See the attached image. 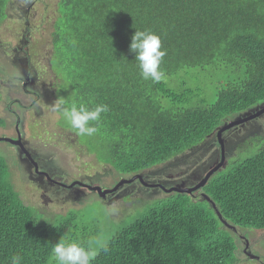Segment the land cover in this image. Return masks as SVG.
Here are the masks:
<instances>
[{
  "label": "trees",
  "instance_id": "16d2710c",
  "mask_svg": "<svg viewBox=\"0 0 264 264\" xmlns=\"http://www.w3.org/2000/svg\"><path fill=\"white\" fill-rule=\"evenodd\" d=\"M8 1L0 0V25L7 18ZM136 30H149L162 40L167 54L160 65V82L140 74L130 50ZM52 44L55 97L66 99L69 106L84 103L91 110L103 104L109 109L99 121L89 122L97 132L83 136L80 144L129 177L171 160L174 169L186 175L203 153L212 164L221 158L216 129L231 115L238 119L264 102V0H58ZM35 107L29 106L32 116ZM57 111L62 123L71 127ZM241 125L223 131L225 143L227 133ZM260 132L245 135L249 137L240 147L247 155L204 187L234 234L239 228L264 229ZM210 138L216 146L210 147ZM180 162L186 163L184 169L175 167ZM9 165L0 155V264H11L14 255L21 258L20 264H55L52 246L61 236L68 234L85 247L98 237L96 231L78 226L77 209L48 217L26 204L15 189ZM196 182L193 178L179 186ZM137 184L144 186L138 180L132 183ZM141 204L134 202L121 217L110 214L108 230L114 234L95 249L91 264L238 260L236 242L208 200L163 190L157 199ZM139 209V217L121 224Z\"/></svg>",
  "mask_w": 264,
  "mask_h": 264
},
{
  "label": "rangeland",
  "instance_id": "374dc122",
  "mask_svg": "<svg viewBox=\"0 0 264 264\" xmlns=\"http://www.w3.org/2000/svg\"><path fill=\"white\" fill-rule=\"evenodd\" d=\"M57 3L58 0L8 1L7 18L0 25V85L2 92V95L0 92V117L7 122L9 115L5 111L4 104L6 103V110L12 109L15 111L13 112L14 116L21 120L13 121V118L9 116L8 126H0V136L14 137L17 123V129L30 148L33 158L38 162L39 167L50 176L61 180L66 185L80 181L84 183L98 182L97 184L103 187L112 186L116 181L124 177L128 178L131 174L119 173L108 164L100 162L93 154L86 151V147L78 144L75 134H67L65 125L59 123V117L55 112L57 109L54 106L56 102L54 96H48V99L42 95L35 97L34 92L49 86L56 80L55 74H52L47 80L44 79V75L48 72L47 58L53 52L52 26L57 17ZM20 47L32 53L33 62L39 68L38 73L41 75L38 76V84L27 83L25 86L23 84L22 74L27 63L23 60ZM12 84L16 87L14 86L8 92L4 91V87ZM209 92L210 94L214 93L213 89ZM214 99L215 96H212L209 102ZM42 101H46V103L42 104ZM30 104L36 106L33 109V116L29 114ZM47 105H50L53 111L49 108L46 109ZM263 106L264 102L248 109L238 119L242 115L256 112ZM233 118L235 116L231 115L228 121H233ZM37 121L38 123H36ZM256 130H260V134L264 135V113L245 122L241 128H232L227 133L225 148L230 163L247 155L244 147L240 146L249 137H245V135ZM207 143H212L210 147L216 146L212 138ZM238 147H240L239 150ZM17 151H19L17 146L0 141V155L6 158L8 165L10 164L15 189L24 202L35 209L42 210L48 217H52V214L54 216L66 214L69 210L77 209L76 211L81 215V220L77 222L78 226L98 233V237L93 241V248L97 250L106 244L109 237L114 234L113 229L108 230L110 214L116 213L114 215L121 217L122 214H125L126 208H129L128 211L132 210L134 202L139 201L142 206L149 199L154 200L160 197L161 191L164 190L162 187L147 188L141 184L123 189L127 186L126 184L118 191L119 197L108 200V198H100L96 191H89L81 185L66 187L49 184L40 179V182L50 189L52 195L37 178L24 172V169H31L29 162L24 159L27 155L23 158V152L17 154ZM197 161V165L189 174L182 175L178 169H174L171 160L158 168L155 167L158 170L145 172V179L148 182L161 183L167 188L182 185L212 165L211 158H207L205 153ZM177 166L184 169L186 163L180 162L175 167ZM163 168L164 170H159ZM97 173H100V176L95 178ZM7 177L9 178L8 173ZM202 191L197 192L195 199H201ZM140 214V209L132 212L121 224L136 219ZM228 229L238 247L236 252L238 260L235 264H264V229H237L236 232L239 235L248 239L245 243L235 236L231 228ZM247 243L249 250L257 255L256 257L249 259L244 253ZM257 257L263 261H259L256 259Z\"/></svg>",
  "mask_w": 264,
  "mask_h": 264
},
{
  "label": "clouds",
  "instance_id": "9594fccd",
  "mask_svg": "<svg viewBox=\"0 0 264 264\" xmlns=\"http://www.w3.org/2000/svg\"><path fill=\"white\" fill-rule=\"evenodd\" d=\"M130 50L133 53H135V60H137L139 62L140 74H141L143 79H145V80L151 79V80H153L155 82H160L164 78V73L161 70L160 65L162 63V60H163L164 56L167 53H166V50H162V40H161L159 35L155 34L154 32H151L149 30H145V31L136 30L134 35L132 36V42L130 44ZM13 87L14 86L11 85V88H13ZM4 91H7L6 87H4ZM0 92H1V85H0ZM1 95H2V92H1ZM2 100H3V96H2ZM6 105L7 104L5 103L4 106H5V111L7 112V115L12 117L13 121L16 120L17 122H19L21 119L17 118L16 116H14L13 112H15V111H13L12 109L6 110L7 109ZM54 106H55V109L61 111L65 121H67L68 124H70L71 127H69V126H67V125L62 123L61 115L56 110L55 112H56V114L59 117V123L65 125L67 134H75V138L77 139V142H78L79 145H81L80 144L81 143L80 140L83 139V136H92V135H94L97 132V128L94 127V126H90L89 122L90 121H99L101 119V113H106L109 110L108 106L107 105H103V104L96 105L91 110L84 103H80L79 105H77L75 102H73L69 106L68 105V101L66 99L59 98V97L57 98ZM9 116H8L7 122L3 119L5 124L4 125H0V126H8L9 121H10V117ZM243 116H245V115H242L240 118H242ZM233 120H235V119L233 118ZM230 122L231 121H229L228 123H230ZM36 123H38V121ZM225 124L226 123L224 121L221 124V126L218 129H216L217 139H218V130L222 126H224ZM14 131H16V135L14 137H1L0 136V138L2 139L0 141H6V142H9V143L17 146L18 149H19V151H17V154L19 152H23V155H22L23 158L27 155V157H25L24 159H29V160L33 161L35 169L40 174L45 175L46 178L49 181L53 182L52 184H56V185H60V186H66V187H71V185L74 183V185H76V184L77 185H81V186L85 187L87 190H92V189L89 188V186H99L103 190H105V189L114 188L123 179L127 180V179L133 178L136 175H141V178L137 177L135 180H138L142 184L148 185V186H151V187H155V186H159V187H162V188L165 187L161 183H159V184H149L148 181L145 179V172H147L148 170L141 171V172H136L135 174H133L129 178H125L124 177V178L120 179L119 181H116L114 183L115 185L114 184H113L114 186L112 185L113 187H111V186L103 187V186L97 184L98 182L84 183V182H80V181H74L71 184L66 185L61 180H59L57 178H54L53 176H50L47 172L43 171L39 167L38 162L33 158V155L31 153L30 148L27 146V144L24 141L22 135L19 133V131L17 129V123H16V129ZM208 137H210V135ZM4 138H10V139H13V140H17V139L20 138L22 143H23L24 148H22L18 144H14V143H12L10 141L4 140ZM218 141H219V139H218ZM220 149H221V145H220ZM89 154H92V153H89ZM93 155L95 156V154H93ZM221 159H222V154H221V158L218 159L217 163L214 164V162H215L214 161L212 163V165L208 168V170H207V172L205 174L194 177V179L197 181L196 183H198L212 168L217 166V164L221 161ZM231 163L229 162V160L227 158L226 148H225V164H224V166H221L218 171L214 172V174L211 176V178L208 180V182L214 176H216L217 174H219V173L223 172L224 170H226L230 166ZM109 166H111V165H109ZM99 174L100 173H97L95 178L100 176ZM126 184H130V183H125L124 185H126ZM204 187H202L201 189L193 192L192 194H189V193H187V194L196 196L198 191L203 190L200 193L201 198H203L202 197V193L208 194L204 190ZM45 188L50 191V189L47 188L46 186H45ZM120 188L117 191H115V192H118L120 190ZM165 188H167V187H165ZM168 188H171V187H168ZM92 191H96L99 194V192L97 190H92ZM108 194L109 193H107L106 196H101L99 194V196L102 197V198H106ZM224 226L228 227L225 224H224ZM231 227H233V226L231 225ZM231 227H228V228H231ZM235 236L238 237L239 239H242V242H244V243L248 241L247 238L239 235L237 232H235ZM93 243L94 242L92 240H89L88 241V246L85 247V246H83L82 242H80L78 240H75V239H71L68 234H65L64 236H61L59 241L57 243L53 244V246H52V257H53V260H54L55 264H91V261L95 258L96 254H97L96 250L93 248ZM237 249H238V247H237ZM245 250H247L248 252L252 253L249 250L248 243L244 247V253L246 254L247 257H249ZM249 259H251V258L249 257ZM20 260H21V258L19 256L14 255V256L11 257V264H20Z\"/></svg>",
  "mask_w": 264,
  "mask_h": 264
},
{
  "label": "water",
  "instance_id": "95a60500",
  "mask_svg": "<svg viewBox=\"0 0 264 264\" xmlns=\"http://www.w3.org/2000/svg\"><path fill=\"white\" fill-rule=\"evenodd\" d=\"M264 113V106L260 109H258L256 112L254 113H251V114H248V115H245L243 116L242 118H239V119H235L233 121H231L230 123H227L225 124L224 126H222L219 130H218V139H219V142H220V145H221V154H222V159L221 161L217 164V166H215L214 168H212L198 183H196L195 185L193 186H190V187H176V186H173L171 188H165L163 187V189L167 192H172V191H176V192H180V193H189V194H192L193 192L201 189L202 187H204L208 180L211 178V176L214 174L215 171H218L220 169L221 166H224L225 164V141L224 139L222 138V133L223 131L231 128L232 126L236 125V124H244L245 122L251 120V119H254L260 115H262ZM0 140H2L0 138ZM4 140H7V141H10L14 144H18L19 146H21L22 148H24L23 146V143L21 141V139H17V140H13V139H10V138H4ZM137 177L141 178V175H136L134 176L133 178L131 179H123L121 180L114 188L112 189H105L103 190L101 187L99 186H89L90 189L92 190H97L99 192V194L101 196H106L107 193H112V192H115L117 191L121 186H123L125 183H131L133 182ZM74 185V183L72 184ZM71 185V186H72ZM202 197L206 200H208L212 206L214 207L215 209V212L217 213L219 219L225 224L227 225L228 227H231V225L228 223L227 220H225L221 214V212L218 210L215 202L213 201V199L206 193H202ZM247 255L251 258V257H256V255L248 252L247 250H245ZM258 258V257H257ZM256 258V259H257Z\"/></svg>",
  "mask_w": 264,
  "mask_h": 264
},
{
  "label": "flooded vegetation",
  "instance_id": "af4514ba",
  "mask_svg": "<svg viewBox=\"0 0 264 264\" xmlns=\"http://www.w3.org/2000/svg\"><path fill=\"white\" fill-rule=\"evenodd\" d=\"M21 54H22V57H24V62L27 63V67H25L24 71H23V74H22V80H23V84L24 86L27 84V83H30V84H38V76H41L39 75L38 73V67L34 64V60H33V57H32V53H30L29 51H25L24 48H21ZM53 52H51L50 56L47 58V61L49 63H47V67H48V72L44 75V79L47 80L49 79V77L52 75V74H56V72L53 70L52 68V58H53ZM40 59V58H39ZM44 60V59H43ZM56 81V80H55ZM54 82H51L49 84V86L45 87V88H41V89H38L35 93V97H38V95H42L44 96L46 99H48L49 97L48 96H54V98L57 100V98L55 97V93H56V89H55V86H54ZM12 86H15L14 84H12ZM16 87V86H15ZM11 89V85H8L6 86V90L7 92ZM38 94V95H37ZM17 100V99H15ZM34 104H30L29 106H33ZM44 117V116H43ZM28 162H29V166H30V170L33 174L35 178L38 179V181L40 182V179H42L44 182L47 181L49 184H52L53 182L49 181L45 175L43 174H40L36 169H35V166L33 164V161L29 160V159H26ZM218 159L214 162L217 163ZM41 183V182H40ZM133 183V182H132ZM131 184H127V186H125L123 189L125 188H128V187H132L133 185ZM149 184H159V183H152V182H148ZM42 184V183H41ZM115 185V184H114ZM113 185V186H114ZM43 187H45L43 184H42ZM111 186V187H113ZM110 187V188H111ZM143 187H147V188H157L159 186H155V187H151V186H148V185H144ZM165 191V190H164ZM168 193V192H167ZM120 194H118V192H116V194H109L107 195L106 198H108V200H113L117 197H119Z\"/></svg>",
  "mask_w": 264,
  "mask_h": 264
}]
</instances>
